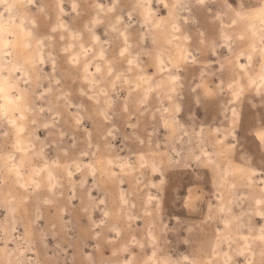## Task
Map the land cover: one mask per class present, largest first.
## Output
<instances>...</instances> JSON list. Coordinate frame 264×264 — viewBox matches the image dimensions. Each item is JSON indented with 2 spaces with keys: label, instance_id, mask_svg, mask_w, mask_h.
Listing matches in <instances>:
<instances>
[{
  "label": "rangeland",
  "instance_id": "374dc122",
  "mask_svg": "<svg viewBox=\"0 0 264 264\" xmlns=\"http://www.w3.org/2000/svg\"><path fill=\"white\" fill-rule=\"evenodd\" d=\"M0 264H264V0H0Z\"/></svg>",
  "mask_w": 264,
  "mask_h": 264
}]
</instances>
